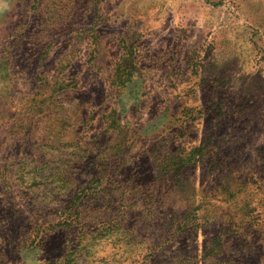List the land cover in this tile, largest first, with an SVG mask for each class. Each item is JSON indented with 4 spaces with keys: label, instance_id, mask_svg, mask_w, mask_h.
I'll list each match as a JSON object with an SVG mask.
<instances>
[{
    "label": "rangeland",
    "instance_id": "rangeland-1",
    "mask_svg": "<svg viewBox=\"0 0 264 264\" xmlns=\"http://www.w3.org/2000/svg\"><path fill=\"white\" fill-rule=\"evenodd\" d=\"M264 264V0H0V264Z\"/></svg>",
    "mask_w": 264,
    "mask_h": 264
},
{
    "label": "clouds",
    "instance_id": "clouds-1",
    "mask_svg": "<svg viewBox=\"0 0 264 264\" xmlns=\"http://www.w3.org/2000/svg\"><path fill=\"white\" fill-rule=\"evenodd\" d=\"M118 241L119 237L115 235L97 241L91 250L94 264H100L103 261L110 262L119 248L122 247Z\"/></svg>",
    "mask_w": 264,
    "mask_h": 264
}]
</instances>
